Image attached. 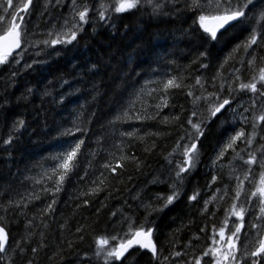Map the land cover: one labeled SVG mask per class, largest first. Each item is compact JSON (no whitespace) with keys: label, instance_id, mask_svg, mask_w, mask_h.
I'll use <instances>...</instances> for the list:
<instances>
[{"label":"trees","instance_id":"obj_1","mask_svg":"<svg viewBox=\"0 0 264 264\" xmlns=\"http://www.w3.org/2000/svg\"><path fill=\"white\" fill-rule=\"evenodd\" d=\"M190 24L187 15H181L179 18L175 15L156 17L145 11L136 12L135 15L124 14L123 18L115 20V27L100 23L87 25L75 47L60 46L58 52L56 50L48 57L28 55L26 59L29 62H39L34 63L33 68L28 70L21 67L20 74L14 79L9 76L11 70L0 68V105H3L0 107V204H7L10 199L33 192L40 196L24 210L26 215H21L20 210L15 208L7 213L0 208L2 222L10 233V243L26 235V219L39 214L52 199L41 191L42 185L35 183L37 178L43 179L44 169L52 165L50 157L69 143L78 139L85 140L79 157V167L57 196L54 216L44 217L45 221L49 222V228L46 230L48 247L36 254V264H81V255L92 254L95 236L105 233L111 235L120 230L119 223L113 228V221L119 222L122 219L121 212L135 217L138 223L143 222L146 213L142 202L152 200L160 203L155 200L156 194L168 193L166 185L153 184L152 180L153 177L168 171L164 155L174 147L182 130L169 128L155 121H117L115 124L110 122L141 89L145 91L141 102H154L147 93L157 85L150 81H161L176 76L186 77L184 83L191 85L194 84L196 76L203 74L210 78L216 72L218 62H222L246 35L240 29H235L217 48L212 49L210 68L201 69L199 64L193 63L201 50L200 43L194 36L185 35ZM260 54L264 55V50H261ZM242 56V53L238 54L237 59ZM244 59L246 61L247 57ZM233 66L240 69L242 78L251 72L247 63L241 66L236 61L226 65L225 72H231ZM65 80L68 81L67 84L64 83ZM69 84L73 86L72 91L66 89ZM28 89L33 91L29 93ZM45 90L50 94L45 95ZM171 91L174 94L169 102L175 105V108L165 109L161 115L173 112L180 114L183 106V121L190 115L192 107L191 100L186 95L187 89ZM67 93L72 94L65 95L64 102L60 103L62 94ZM137 107H140V103ZM78 113H82L86 131L70 137L60 136L59 131L73 126L72 122ZM18 119H24L25 127L15 131L13 126ZM133 128L141 129L140 135H143L145 130H160L170 132L171 135L156 140V150L146 153L145 144L136 140L129 141L119 135L121 129ZM9 135L15 138L11 145L5 146L2 142ZM223 136L224 129L219 125L209 126L201 141V162L186 182L182 198L164 212L154 213L149 217L158 228L155 236L158 248L164 256L176 250L184 251L190 241L194 250H201L209 245L213 226H223L224 217L234 202L237 183L235 176L239 175L242 179L248 167L237 160L233 162L236 171L230 172L228 162L232 156L231 152L224 159V163H220L225 169L224 173H221V179L217 185H212L214 188L219 186L221 191H228L220 203L221 206L215 209L212 205L209 208L211 212L202 215L201 206L188 200L194 190L201 193L210 183L214 174V169L211 168L212 159ZM122 139L125 152H134L144 161L143 167L137 170L134 165L129 164L127 171L118 179L110 177V184L105 191L94 196H81L80 193L87 190L91 181L105 171L101 167L102 163L112 159L110 153L117 152L116 146L121 144ZM129 144L130 147L127 146ZM242 146L238 144V147ZM45 183L48 182L45 180ZM251 187L252 182L246 181L245 192L251 190ZM137 194L140 199H136ZM84 200H89L90 204L84 206ZM217 209L221 219H209L208 215L211 216L212 211ZM114 211L117 212L116 217L111 215ZM66 221L67 228L61 229L60 226ZM81 225L86 226L83 241H79L75 235L76 228ZM202 228L206 230L201 231ZM194 236H199L200 239L193 240ZM37 240L38 236L34 237L33 244ZM69 240L75 242L73 249L68 247ZM58 251L60 255H56ZM129 256L131 258L128 264H149L148 254L133 256L130 253ZM30 258V252L25 257L17 256L16 264H27ZM184 259L190 260L191 255ZM177 262L175 264H178ZM0 264H4L3 260H0ZM93 264L96 262L93 261ZM179 264H183V261L180 260Z\"/></svg>","mask_w":264,"mask_h":264},{"label":"snow or ice","instance_id":"obj_2","mask_svg":"<svg viewBox=\"0 0 264 264\" xmlns=\"http://www.w3.org/2000/svg\"><path fill=\"white\" fill-rule=\"evenodd\" d=\"M37 3L38 0H0V68L11 70L9 76L13 79L20 74L21 67L28 70L33 68L34 63L39 62H29L26 59L28 55L35 57L52 55L50 50L57 49L58 52L60 50L58 46L75 47L87 25L100 23L115 27V20L123 18L124 14L135 15L136 12L145 11L156 17L175 15L179 18L181 15H187L191 24L185 35L194 36L200 43L201 50L193 63L199 64L201 69L210 68L212 49L217 48L230 33L235 29L246 33L244 39L224 57L223 61L218 62L217 70L210 78L203 74L196 76L194 84L191 85L184 83L186 77L176 76L161 81H150L157 85L147 93L154 102L150 104L141 102L145 95L144 89H141L110 122L115 124L117 121L123 123L155 121L169 128H179L182 134L177 138L171 151L164 155L168 171L153 177L152 180L153 184L166 185L168 193L156 194L155 200L160 203L152 200L142 202L146 213L143 222L138 223L135 217L121 212L122 219L119 222L113 221V228L115 229L119 223L120 230L114 231L111 235L105 233L95 236L92 254L81 255L79 257L81 264H93V261L96 264H128L130 253L133 256L140 253L148 254L149 264H175L180 260L183 264H264V55L260 54L261 50H264V0H97L95 4L91 0H43L40 16L43 18L47 14L50 21L48 28L43 31H38V24L35 27H30L29 24ZM66 3L67 15L61 11L59 16H54L53 13L57 9H63ZM93 30L95 31V28ZM240 53L243 56L237 59ZM244 57H247L246 61ZM232 61L238 62L241 66L247 63L253 72L251 78L245 81L240 69L234 66L231 72H225V66ZM64 83L67 84L68 81L65 80ZM182 88L187 89L186 95L191 100L190 115L181 120L183 106L180 114L173 112L161 115L165 109L175 108V105L169 102L174 94L171 90ZM32 91L28 89L29 93ZM240 93L250 94L249 102H237ZM48 94L50 93L45 90V95ZM71 94H62L59 102L63 103L64 96ZM84 123L86 122L82 119V113H78L72 122L73 126L63 128L59 135L70 137L78 132L83 133L86 131ZM212 125H219L224 129V136L212 160L211 168H223L224 165H221L220 161H223L229 152L232 153L228 162L230 172L236 171L233 162L237 160L248 167L242 179L239 175L235 176L237 183L234 202L225 215L223 226L219 229L213 226L211 245L196 251L190 241L184 251L176 250L164 256L158 248L155 236L158 228L149 217L154 213L164 212L182 198L186 182L201 162V141ZM13 127L15 131L23 129L24 119H18ZM140 132L139 128L121 129L119 135L129 141L136 140L145 144L146 153L156 150V140L171 135L170 132L160 130H145L143 135H140ZM14 138L13 135H9L2 142L3 145H11ZM84 144V139H78L58 150L50 157L53 163L44 169L43 179L35 180L36 184L42 185L41 191L50 195L52 199L39 214L26 219L25 236L10 243V233L2 222L3 217H0V260H3L4 264H16L17 256L25 257L29 252L31 258L27 260V264H36V254L48 247L46 230L49 228V222H46L44 217L54 216L57 196L63 191L66 181L77 171ZM238 144L243 146L238 147ZM116 147L117 152L110 153L112 159L101 165L105 171L91 181L87 190L80 193L81 196H94L105 191L110 184V177L118 179L127 171L129 164L134 165L137 170L143 167L144 161L134 152L131 154L125 152L123 139ZM177 157L181 159H176ZM253 166L259 169V180L258 183L252 181L253 189L245 192V182L249 181L251 176L257 175ZM217 179L218 174L214 173L208 185L209 189L216 184ZM45 180L48 183H45ZM219 192L218 188L216 194L203 201L202 215L208 213V206L217 200ZM227 194L228 191L225 189L224 196ZM200 195L199 190H194L188 196L189 202H196ZM224 196L220 198L223 199ZM39 198L40 196L33 192L17 199H10L7 204H0V208L4 213L15 208L20 210L21 215H26L24 210L33 200ZM242 198L243 203H237ZM136 199H140L139 194ZM89 204V200L83 201L84 206ZM247 213H251L247 238L241 243ZM111 215L116 217L117 212L114 211ZM211 215L214 216L215 213ZM233 216L236 220L229 229L230 217ZM60 227L66 229L67 221ZM85 227L81 225L75 230L79 241L85 238ZM37 236L38 240L33 244V238ZM199 239V236L193 237V240ZM67 244L69 249L75 247L74 241L69 240ZM56 255H60V252L58 251ZM188 255H191V259H184Z\"/></svg>","mask_w":264,"mask_h":264},{"label":"rangeland","instance_id":"obj_3","mask_svg":"<svg viewBox=\"0 0 264 264\" xmlns=\"http://www.w3.org/2000/svg\"><path fill=\"white\" fill-rule=\"evenodd\" d=\"M94 2H97V0H93ZM42 5H43V0H41L40 2H39V4H37V7H36V11L33 13V15H35V19H33L32 17H31V20H30V22H29V24H30V27H35L37 24L39 25V29H38V31H43V30H46L47 28H48V26H49V23H50V21H49V19H48V16H47V14H45V16L43 17V18H41V16H40V9H41V7H42ZM63 12L64 13V15H67V13H68V4L66 3V4H64V7H63V9H57L54 13H53V15L54 16H59L60 15V12ZM32 15V16H33ZM52 53H54L55 51H56V49H51L50 50ZM43 56H45V57H48L49 55H43ZM51 56V55H50ZM28 60V59H27ZM249 74L247 73V75L243 78L245 81H247L248 80V78H249ZM67 91H72V89H73V86L72 85H67ZM245 97H247V98H245ZM245 99L246 100H249V97H248V93H240L239 95H238V99H237V102H243V103H247V102H249V101H245ZM213 159H214V157H213ZM212 159V160H213ZM212 164V163H211ZM221 171H222V173H224V171H225V169L224 168H222V169H220ZM257 176H259L258 175V172H257ZM209 185V184H208ZM208 185L206 186V187H204V191L203 192H201V195H200V198L202 199V202L198 199V205H200L201 204V206H202V208H203V201L205 200V199H207V196H206V194L209 192V187H208ZM211 188H212V186H211ZM217 196H218V194H217ZM199 198V197H198ZM212 204H214V205H217L215 202H213ZM218 205H220L221 206V204H218ZM211 206V204L208 206V213L209 212H211L210 210H209V207ZM208 213H205V214H208ZM212 213H215V215L213 216V215H211V216H209L208 215V217H209V219H212V220H214L215 218H218V209L217 210H215V212H213L212 211ZM250 215H251V213H248V215H247V217H248V221H247V231H248V225H249V217H250ZM236 220V218L235 217H233V218H231L230 219V221H231V223L233 222V221H235ZM233 225V224H232ZM247 231H242V233H241V243H243V242H245V240H246V233H247ZM228 234V232H227V230H226V235Z\"/></svg>","mask_w":264,"mask_h":264},{"label":"flooded vegetation","instance_id":"obj_4","mask_svg":"<svg viewBox=\"0 0 264 264\" xmlns=\"http://www.w3.org/2000/svg\"><path fill=\"white\" fill-rule=\"evenodd\" d=\"M245 101H249V100H246L245 99ZM215 172H216V174H218V179H217V182H216V185L218 184V182H219V179H221V177H222V175H221V171L220 170H218V169H216L215 170ZM258 180L259 179H249V181H255L256 183H258ZM253 187H254V185H253V183H252V187H251V189H253ZM253 203H255V202H253ZM218 217L221 219V217H220V215L218 214ZM225 218V217H224ZM216 219V218H215ZM247 218H245V225H246V227H245V231H247V220H246ZM214 226H216V225H214ZM221 226L220 225H217V229H219ZM231 227H229V229H230ZM228 232V231H227ZM218 238V237H217ZM209 243H211V241H209ZM217 246H219V245H217ZM238 247H239V244H238Z\"/></svg>","mask_w":264,"mask_h":264},{"label":"bare ground","instance_id":"obj_5","mask_svg":"<svg viewBox=\"0 0 264 264\" xmlns=\"http://www.w3.org/2000/svg\"><path fill=\"white\" fill-rule=\"evenodd\" d=\"M40 1H41V0H38V3H37V4H39ZM61 91H62V90H61ZM237 99H238V96H237ZM246 218H247L246 220L248 221V217H246Z\"/></svg>","mask_w":264,"mask_h":264}]
</instances>
